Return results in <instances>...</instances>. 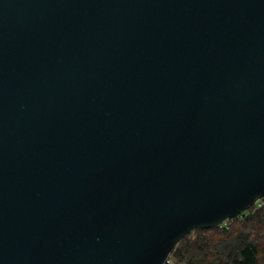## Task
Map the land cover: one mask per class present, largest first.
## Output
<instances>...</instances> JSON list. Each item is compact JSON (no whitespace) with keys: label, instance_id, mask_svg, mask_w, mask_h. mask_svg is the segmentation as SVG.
<instances>
[{"label":"water","instance_id":"95a60500","mask_svg":"<svg viewBox=\"0 0 264 264\" xmlns=\"http://www.w3.org/2000/svg\"><path fill=\"white\" fill-rule=\"evenodd\" d=\"M262 195L264 0H0V264H165Z\"/></svg>","mask_w":264,"mask_h":264},{"label":"trees","instance_id":"16d2710c","mask_svg":"<svg viewBox=\"0 0 264 264\" xmlns=\"http://www.w3.org/2000/svg\"><path fill=\"white\" fill-rule=\"evenodd\" d=\"M245 210L218 225L189 229L172 244L168 260L181 264H264V195Z\"/></svg>","mask_w":264,"mask_h":264},{"label":"rangeland","instance_id":"374dc122","mask_svg":"<svg viewBox=\"0 0 264 264\" xmlns=\"http://www.w3.org/2000/svg\"><path fill=\"white\" fill-rule=\"evenodd\" d=\"M244 211V210H243ZM246 211V210H245ZM244 211V212H245ZM168 264H181L180 262L178 263V262H175L174 260H172V259H169L168 261Z\"/></svg>","mask_w":264,"mask_h":264}]
</instances>
